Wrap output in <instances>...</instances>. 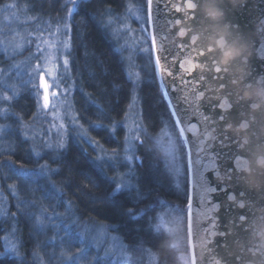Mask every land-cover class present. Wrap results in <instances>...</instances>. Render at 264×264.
<instances>
[{
    "label": "snow or ice",
    "instance_id": "snow-or-ice-1",
    "mask_svg": "<svg viewBox=\"0 0 264 264\" xmlns=\"http://www.w3.org/2000/svg\"><path fill=\"white\" fill-rule=\"evenodd\" d=\"M65 3L71 4V7L66 8V16L61 18L63 26H57L55 31H49L47 36L41 31L39 34L29 32L26 37H21L11 27L10 17L6 16L4 18L8 26L0 28V36L4 37V39L0 40V49L3 50L0 51V55H4L6 52L22 54L27 48H34L33 55L36 57V60L34 66L31 67V71L28 68L22 71L20 65L14 64L12 65L14 69L13 74L3 75V78H0V105H8V107H0V120L5 121L4 124H0V139H10L11 136H18L23 138L22 143H28L31 139L28 134V125L19 113L12 110L13 101L19 100L24 92L32 95L34 108H37L39 113H44L46 118L50 115L54 122L58 118L57 109L60 107L59 101L61 97L66 98L68 93L73 90V85L71 84L61 88V80H67L69 78L68 70L71 64L69 57L55 55L61 49L70 50L72 47L70 42L71 25L64 21L69 20L73 16L74 10H78L79 5L78 0H65ZM161 5L162 0H141L135 15L136 19L145 25L140 30L143 33L141 42L149 44L150 48L142 49V51L150 53L155 75L158 77L162 95L168 105V113L171 118L169 124L176 133L175 144L171 141L164 143L161 137L167 131L162 132L161 136L157 137L156 135H148L143 126L136 127L135 133L138 134H133V128H129L130 135L124 137V142L127 144V147L125 148L122 144L121 149L112 150L111 155L107 158L97 156L94 159V165L101 171H104L105 167L112 169L110 176L106 171L104 172L105 176L113 179L109 190L101 195L103 199L113 203L116 210L122 211L130 219L134 221L140 220L146 213V200L151 193L146 192L140 183L138 167L134 162L139 161L142 165L146 156L156 157V150L154 148H148L146 145L149 143L159 144L168 154V159L162 160L164 165L163 175L169 179L179 178L183 172L185 179L191 186L193 194L187 198L188 227L191 232L194 202H198L202 207L210 204L211 211L217 213L223 205L222 194H226L223 195V199H228L232 193V189L226 184L218 183L216 180L217 170L224 167L223 162L209 165L205 161H216V156L205 155L201 157L196 150L194 153L187 147V137L184 134L186 132L195 133L197 130V124L191 123L193 117H199L204 120L207 117L201 111L203 107L201 101L203 98L198 80L186 79V77L191 76L195 68L191 66L188 59H184L179 62V73L174 75L172 71L176 61L174 49L165 44V41H168L171 36V32L169 31L173 18L171 13L173 11L175 13H181V5L164 4L163 14L161 13ZM16 7V4H4L3 10L7 11ZM29 19L35 21L37 18L33 16ZM58 35L66 37L67 39L58 40ZM16 41H22V43H16ZM183 47L182 44L176 45V48L179 49H183ZM9 58L14 59L15 56L10 55ZM129 75L130 77L135 75V80H130L133 89H135L141 82L140 74L130 73ZM23 76H27L28 78L24 80L22 79ZM13 79L20 81L18 86L9 82ZM17 88L23 91H18ZM8 93H11V95H8ZM208 107L210 109L213 108L210 105ZM97 108H99V105H97ZM215 109L220 111L218 118L220 122H223V107H215ZM100 111L103 112V109H100ZM229 111H231V108H229ZM39 113H34L33 115ZM71 122L73 124L76 123L75 120ZM52 127L56 128L57 133L65 129L62 121L59 125L52 123L44 135ZM94 127L97 130L109 131L110 134L115 131V129H109L99 123L95 124ZM90 143H96V141H90ZM176 145H178L180 151L181 165L179 168H175ZM44 147L46 150L56 152L57 154H59V150L66 149L63 141L53 144L47 139L44 140ZM48 151L44 154H48ZM121 151L124 152L123 156L120 154ZM32 154L42 158L40 153ZM225 159L228 160L229 167L235 166V157H232L231 154H225ZM3 164H6L12 173V175L7 176V179H12L13 176L24 177L26 180H31L33 176L47 179V164L39 165L38 168L29 169L22 163L14 162L10 158L4 159ZM173 171H175V176H173ZM85 178L90 180L94 186H99L97 181L91 176L85 174ZM52 187L53 189L55 188L54 185ZM8 188L12 190L15 196V186L8 185ZM49 198L54 199L56 197L50 195ZM213 198H215V201H213ZM23 203V201H20L19 203H13L11 206L15 207L17 212L27 220L34 222V228L37 233H44L45 231L53 232L54 235L49 237L50 243L63 248L66 244L70 245L72 243L74 235H79L80 239L78 243L87 245V240L78 231V221L74 219L70 203L68 204L67 214L58 213L55 209L49 211L48 208L38 202H32L30 207L21 208L20 205ZM224 211L226 219L229 208H224ZM4 215L16 219V214L14 213L5 212ZM165 224V221L161 219L154 227L158 233L162 231L165 233ZM214 227V224L211 225V228L214 229ZM10 235H16L15 230ZM220 238L223 240L225 237L221 236ZM113 239L120 240V248L122 250L127 249L138 254L136 264H142L143 254L151 250V246L146 247L147 243L143 239L138 240L135 245H132L126 240H121L120 237H113ZM165 239L161 240V245H163ZM5 240L7 241V237H5ZM18 247H23V241L17 236V243L8 244L4 251H0V264H4L9 259V252L16 253L17 256H20ZM88 250L87 246L78 249L72 255L66 256L63 264H79V261L87 256ZM21 259L23 264H27L26 256L21 257ZM195 259V256H193L192 264H195Z\"/></svg>",
    "mask_w": 264,
    "mask_h": 264
},
{
    "label": "trees",
    "instance_id": "trees-1",
    "mask_svg": "<svg viewBox=\"0 0 264 264\" xmlns=\"http://www.w3.org/2000/svg\"><path fill=\"white\" fill-rule=\"evenodd\" d=\"M125 1L78 0V10H74V14L70 18L72 67L75 77L82 86V91L75 94V107L79 119L85 125L95 122L109 128L124 116L132 97L133 87L124 62L100 21L109 12L113 14L121 11ZM10 2L26 4L29 12H32L36 18H46L61 12L62 0H0V8ZM144 66L138 95L148 135H153L160 128L161 122L169 124L171 118L158 77L151 70L150 65ZM21 97L19 98L20 102L22 101ZM26 98L28 102L23 104L24 111L17 112L23 119L28 120L33 112V103L28 97ZM100 109H103V112ZM95 134L107 147L113 145V138L107 131L96 130ZM117 134L121 137V129ZM11 143L15 146L13 152L8 151L7 147ZM25 145L26 143H22V137L18 136H11L10 139L0 141V153H2L0 155V165H2L0 166V180L4 185L5 180L15 184L17 191L23 195L19 197L18 201H22L25 197L29 199L34 197L41 202L42 192H33V189L39 185L37 180L34 181V176L31 180L18 176L7 179V176L12 173L8 166L3 164L6 158L22 163L26 168H33L31 160L25 158L27 152ZM155 156H146L142 165L137 164L139 181L145 191L151 194L146 200L147 209L144 217L134 221L122 211L116 210L113 203L103 199L101 195L109 190L112 179L105 176L104 171L95 167L90 151L70 138L66 149L49 161L52 183L56 191L58 190L61 194V198L56 200V209L64 208L63 201L70 203L74 219L78 221V231L92 227L101 228L105 233L111 232L132 245L143 239L147 243L146 247L151 246V250L143 254L142 264H191L187 220L182 221L184 232L180 247L172 244L170 235L166 232L158 233L154 230L155 220L153 218L158 216L163 202L180 201L181 204H184L185 217L187 213V198L185 199V195L178 196L172 187L171 179L163 175V158L158 150L155 151ZM85 174L94 178L99 186H94L90 180L85 178ZM43 181L48 183L47 179H43ZM30 189L31 192H28ZM9 198L11 199V195ZM10 199L8 211L16 214V219L7 215L0 216V251L5 249L3 239L12 223L16 226L19 239L23 241V247L18 249L20 256H9L4 264H23L21 259L23 256L27 257V264H63L62 257L78 250L79 243L75 239H72V243L68 247L61 248L51 245L49 237L53 236L52 232L37 233L34 222L20 215L16 208L11 206L13 203ZM42 205L49 211L52 210L48 204L42 203ZM162 239H165L163 245H161ZM118 241L120 243V240ZM69 249L71 250L69 251ZM125 253L128 254L127 264H136L138 254L127 249ZM47 254L50 256H45ZM55 257H57L56 261L53 259ZM103 261L104 264H121L120 261L113 262L108 258Z\"/></svg>",
    "mask_w": 264,
    "mask_h": 264
},
{
    "label": "water",
    "instance_id": "water-1",
    "mask_svg": "<svg viewBox=\"0 0 264 264\" xmlns=\"http://www.w3.org/2000/svg\"><path fill=\"white\" fill-rule=\"evenodd\" d=\"M164 4L181 5V13H171L165 41L176 57L173 74L189 60L195 71L186 79L198 80L207 117H193L197 130L184 134L187 147L201 157L216 156L205 161L209 165L223 162L216 180L232 189L228 199L222 194L217 213L194 202L191 232L187 209L191 264L193 256L195 264H264V0H162V14ZM210 4L223 14L210 16ZM232 44L240 53L224 62ZM215 107H223V122ZM225 154L235 157L234 167ZM223 207L229 208L226 219Z\"/></svg>",
    "mask_w": 264,
    "mask_h": 264
},
{
    "label": "rangeland",
    "instance_id": "rangeland-1",
    "mask_svg": "<svg viewBox=\"0 0 264 264\" xmlns=\"http://www.w3.org/2000/svg\"><path fill=\"white\" fill-rule=\"evenodd\" d=\"M62 3L60 8L61 12L52 15V17L48 16L46 18H37L35 21H32L29 18L35 15L32 14V12H29L28 6H26V4H18L16 2H10L9 4H16L17 7L13 9H9L7 11L3 10V7L0 8V28H5L8 26L7 22H5L4 20V18L8 16L11 19V27L15 29L21 37H26L29 32L39 34L41 31L44 32L45 36H47V33L49 31H55L57 26L60 27L63 26V22H61V18L66 16V8L71 7V4H66L65 0H62ZM138 5H139V1L126 0L125 6L122 11L113 14L109 12L105 14L100 21L102 27L105 29L106 33L113 41L116 50L120 53L121 58L126 67V71L128 73L129 79L135 80V75H132L130 77L129 75L130 73L132 74L139 73L142 81L143 69L142 67H139V62L141 63L142 66L145 65L146 60L144 59V54H146L147 52L142 51V49H148L149 46L148 44L141 42V37L143 36V33L140 30L143 27V24L141 21L136 19V15H135ZM64 22L70 24V19ZM2 39H4V37L0 36V40ZM57 39L66 40L67 38L58 35ZM16 43H22V41H16ZM0 51L3 50L0 49ZM34 51H35L34 48H27L22 52V54H13L10 52H6L4 55H0V74H2L0 75V78H3V75L13 74L14 69L12 65L14 64L20 65L22 71L25 68H28V70L31 71V67L34 66L36 60V57L33 55ZM10 55H14L15 58L10 59L9 58ZM55 55L69 57L71 61L68 70L69 78L67 80H61V88L71 84L73 85V90L68 93L66 98L61 97L59 101L60 107L57 109L58 118L56 121L53 122L50 115L47 116L46 118L45 114L39 113V110L37 108H34V106H33L32 115L29 117V119L25 120L22 118L24 122L28 125V134L29 137L31 138L29 142L26 143L25 145L27 148L25 158L31 160V164L33 165V168H38L39 165L47 164L48 166L47 181L49 184L44 182L43 179H41L40 177L34 176V181L37 180L39 182V185L38 187H35L33 189V192L36 193L42 192L43 199H41V202H39L38 198L36 199L30 195L32 198L29 199L25 197V199L22 200L24 203L21 204L20 206L21 208H27L30 207V204L32 202H38L41 204L45 203L48 204V206H50L51 209H55L56 212L61 214H67L69 203H66L65 201H63L62 203L64 206L62 210L56 209V200L61 198V194L58 190L56 191L55 188L53 189L52 185L54 184L52 183V179L49 171L50 170L49 161L53 160L58 154L56 152H51L46 150L44 147V140L47 139L50 143L53 144L63 141L67 146L71 138L73 141L84 146L88 151H90L92 159L94 160L97 156L101 158H107L108 156L111 155L112 150L121 149L122 144L126 148L127 144L124 142V137L130 135L128 129L133 128V134H138L135 133L136 127L143 126L146 129V125L143 118L142 104L140 101V97L138 95V88H139L138 86L135 89H133L132 97L124 116L120 119V121L113 123L112 125L109 126V129H115V131L112 134H110L109 131H107L108 134L111 136V138H113L112 140L113 145L107 147L99 138L96 137L95 133L97 129H95L94 127L96 123L91 122L90 125L83 124V122L79 119L78 114L76 112L75 94L78 91H82L81 88L82 86L79 80L75 77L73 71L72 60H71L72 59L71 49L70 50L61 49L60 52L55 53ZM27 78H28L27 76L22 77V79L24 80H26ZM9 82L17 86L20 83V81L15 79ZM17 90L23 91L19 88H17ZM8 95H11V93H8ZM21 96H20L22 99L21 102L20 100L13 101L12 110H14L15 112L20 110L24 111L25 107L23 104L24 102L25 103L28 102V99L26 97H28L34 105V101L31 94L24 92V94ZM0 107H8V105H0ZM34 113H39V114L33 115ZM72 120H75L76 123L73 124L71 122ZM61 121L65 125V129L63 131L57 133L56 128L52 127L51 130L47 131L46 135H44L45 131L50 127V124L55 123L56 125H59ZM4 122H5L4 120H0V124H4ZM119 129H121L122 131L121 137H119L117 134ZM165 131L167 132L163 137H161L164 143H168L169 141H171L175 144V139H176L175 131L172 129V127L169 124L160 125V128L153 135L160 137L161 133ZM146 132L147 134H149L147 129ZM1 140L2 139H0V141ZM90 141H96V143H90ZM146 146H150L154 148L156 151L158 150L161 153L163 160L168 159L167 152L159 144L149 143ZM7 147H8V151H12V152L15 148V146L12 143L8 144ZM176 148L177 151H176L175 168H179L181 162H180V151L178 145H176ZM62 150L64 149L59 150V153L62 152ZM46 151H48V154H44ZM32 153H40L42 158L37 157ZM120 154L121 156H123L124 152L121 151ZM46 158H48L49 160H47ZM138 163L140 162L139 161L134 162L136 166ZM105 171L109 174V176L112 173V169L108 167H105L104 172ZM173 176H175V171H173ZM183 177H184V173L182 172L179 178H174L175 183H181ZM5 182L6 183L4 185L3 182L0 180V216H6L4 215V213L9 212L8 209L10 207V203H9L10 195H11L10 201L12 203H19L20 202L18 201L19 197L23 196L21 193L17 191L16 187H15L16 195L14 196L12 190L8 188V185H15V184L9 180H5ZM28 192H31V189ZM24 195L27 196V194L25 193ZM50 195L55 196L56 198L51 199L49 198ZM28 200H31V202H28ZM182 210L184 211V206H179V205L164 206L160 209V211L158 212V216L155 219V224L159 223L161 219L165 221L166 224L164 225V231L168 235H170V240L172 241V244L177 247L178 246L180 247L181 243L183 242L182 240H183V232H184L183 230L184 223L182 221H184L186 218L184 217ZM14 230L16 232V235H10V233ZM154 230H156L155 227ZM79 233L83 235V237L87 240L88 243L87 245L79 244L78 249L84 248L86 246L89 249L87 256L83 257L79 261V264H91L92 262L93 264H104L103 260H106L107 258L111 259L113 262L120 261L121 264L128 263V259H127L128 254L125 253L126 249L122 250L120 248L119 241L113 239V237H116L113 233L108 231L107 233H105L103 230H101V228L99 229L95 227L94 228L92 227L91 229L86 228L85 230L81 229V231L79 230ZM52 235H54L53 232ZM17 236L18 234L16 231V226L14 223H12L10 229L7 230L4 236L3 239L4 247L6 248V246L11 243H17ZM5 237H7V241L5 240ZM72 239H75V241L78 242L80 236L74 235V238ZM68 245L69 244H66L65 247H68ZM8 255L18 257L17 254L13 252H9ZM45 256L49 257L50 255L47 254ZM65 257L62 258L64 259ZM56 258L57 257L53 258L54 261H56Z\"/></svg>",
    "mask_w": 264,
    "mask_h": 264
},
{
    "label": "flooded vegetation",
    "instance_id": "flooded-vegetation-1",
    "mask_svg": "<svg viewBox=\"0 0 264 264\" xmlns=\"http://www.w3.org/2000/svg\"><path fill=\"white\" fill-rule=\"evenodd\" d=\"M135 1H139V3L141 2V0H135ZM125 3H126V1H125ZM125 3H124V6H125ZM124 6H123V8H124ZM123 8H122V10H123ZM121 10V11H122ZM143 26H145V25H143ZM148 46H149V48H150V45L148 44ZM144 59L146 60V63H145V65L146 64H148V65H150L151 66V70L155 73V69H154V67H153V63H152V61H151V59H150V53L149 52H147L146 54H144ZM139 67H142V69H144V67L145 66H142L141 65V63L139 62ZM162 124H167L166 122H161V125ZM175 135H176V133H175ZM183 176V175H182ZM171 183H172V187L174 188V191H175V193L179 196L180 195V197H183L184 195H185V199L186 198H188V196H189V183L187 182V180L185 179V176L183 177V180L181 181V183H175V181H174V178H172L171 179ZM186 190H187V195H186ZM185 193V194H184ZM181 195H183V196H181ZM182 199V198H181ZM180 199V200H181ZM162 205L163 206H161V207H164V206H168V205H179V206H184V204H181V202L180 201H176V202H174V203H166V202H163L162 203ZM186 205H187V202H186ZM174 207V206H173ZM182 212H184L183 210H182ZM183 215H184V213H183ZM156 217L157 216H155L154 218H153V220H155L156 219ZM185 217V216H184ZM186 219L185 220H187V213H186V217H185Z\"/></svg>",
    "mask_w": 264,
    "mask_h": 264
},
{
    "label": "clouds",
    "instance_id": "clouds-1",
    "mask_svg": "<svg viewBox=\"0 0 264 264\" xmlns=\"http://www.w3.org/2000/svg\"><path fill=\"white\" fill-rule=\"evenodd\" d=\"M208 13L213 18H216L219 15H222V11L218 8H215L213 5L208 6ZM226 55L222 58L224 62L231 61L235 58L236 55L240 53V48H238L235 44L229 45L225 48Z\"/></svg>",
    "mask_w": 264,
    "mask_h": 264
}]
</instances>
